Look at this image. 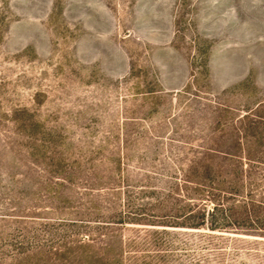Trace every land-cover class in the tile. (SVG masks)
<instances>
[{
  "label": "rangeland",
  "instance_id": "1",
  "mask_svg": "<svg viewBox=\"0 0 264 264\" xmlns=\"http://www.w3.org/2000/svg\"><path fill=\"white\" fill-rule=\"evenodd\" d=\"M0 264H264V0H0Z\"/></svg>",
  "mask_w": 264,
  "mask_h": 264
},
{
  "label": "trees",
  "instance_id": "2",
  "mask_svg": "<svg viewBox=\"0 0 264 264\" xmlns=\"http://www.w3.org/2000/svg\"><path fill=\"white\" fill-rule=\"evenodd\" d=\"M207 176V175H206ZM213 206H216V203H214V205ZM198 224H200V223H198ZM213 226H216V225H213Z\"/></svg>",
  "mask_w": 264,
  "mask_h": 264
}]
</instances>
